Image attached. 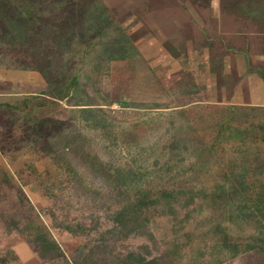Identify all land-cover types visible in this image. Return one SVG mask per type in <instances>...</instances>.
<instances>
[{
  "label": "rangeland",
  "instance_id": "1",
  "mask_svg": "<svg viewBox=\"0 0 264 264\" xmlns=\"http://www.w3.org/2000/svg\"><path fill=\"white\" fill-rule=\"evenodd\" d=\"M257 123L264 0H0V264H264Z\"/></svg>",
  "mask_w": 264,
  "mask_h": 264
},
{
  "label": "trees",
  "instance_id": "2",
  "mask_svg": "<svg viewBox=\"0 0 264 264\" xmlns=\"http://www.w3.org/2000/svg\"><path fill=\"white\" fill-rule=\"evenodd\" d=\"M12 35H13V38L16 36L13 33H12ZM251 131L254 132V134H253L254 137L259 138V143H264V123H257L255 127H251V126L249 127L248 126L242 130H239V129H235L234 131L230 130L227 133V135H225V137H227L226 139H228V140H233V138H235V137H238L236 139H241V137H242V139H241V140H243L242 142L247 141L246 143H243V145H242V146H245V144H247L249 141H252V139H253V137H252L253 135L250 134ZM255 149H254V151H255ZM197 159H198L197 162H199L200 158H197ZM239 159H240V161H242L241 157H239ZM201 162L202 163L201 164L199 163V165H198V169L204 170L205 164L213 162L212 156L206 157ZM242 164H243V162H242ZM246 171H247V169L244 166H240L239 171L236 175L234 174V172H232L231 175L234 176L236 181L233 180L231 182V181H229L230 180L229 177H226V181L229 184H235L236 185V187H235L236 189H234V191L241 190V188L246 185V182H244V180H243V176L245 175ZM235 182H237V184ZM224 186H225L224 184L218 183L215 186V189H224ZM260 187H261L260 191H258L256 193V196H257V198H262V197L264 198V183H261ZM177 194H179V193H177ZM171 196L175 197L173 194ZM234 196H235V194H234ZM238 199H239V201L237 203L238 205L236 204L238 208H241V206L245 207L246 203L248 201H250V199L247 198V193L242 195V196H239ZM139 202L140 203L136 205L135 210L132 209V217L129 220L130 225H131V229L134 228V226H135V225L133 226V224L138 222L140 220V218L143 216V214L145 213V210H148L152 205H157L156 203L150 201L148 196L145 193H143L141 195V200H139ZM241 202H242V204H241ZM143 209H144V212H143ZM143 221L145 222L146 219ZM39 254L41 257L44 256V253L41 251Z\"/></svg>",
  "mask_w": 264,
  "mask_h": 264
}]
</instances>
